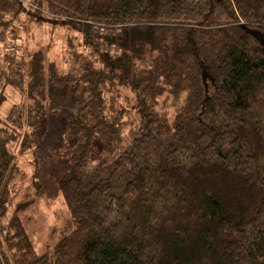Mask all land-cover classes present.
<instances>
[{"label": "trees", "instance_id": "trees-1", "mask_svg": "<svg viewBox=\"0 0 264 264\" xmlns=\"http://www.w3.org/2000/svg\"><path fill=\"white\" fill-rule=\"evenodd\" d=\"M25 1L92 50L67 71L3 51L0 75L31 103L0 125V264H264V0ZM28 8L0 0L1 37ZM47 112L66 119L57 186L75 228L40 254L7 217L13 147Z\"/></svg>", "mask_w": 264, "mask_h": 264}, {"label": "rangeland", "instance_id": "rangeland-1", "mask_svg": "<svg viewBox=\"0 0 264 264\" xmlns=\"http://www.w3.org/2000/svg\"><path fill=\"white\" fill-rule=\"evenodd\" d=\"M23 2L29 8L21 13L20 20L12 23L16 30L6 29L2 32L4 36L0 35V38H7L0 46V73L7 66L3 51L9 48L24 55L26 64L30 61V54L40 51L46 63H54L60 71L70 69L74 53L86 55L91 52L92 48L87 47L84 41L87 33L79 25H69L45 11L38 16L34 6L28 1ZM121 94L122 102L125 96L131 98L133 95L129 89L122 90ZM183 98H165L160 108L173 118ZM16 103L28 106L31 101L26 90L18 91L0 75V125L7 124L10 109ZM23 131L30 133L28 143L32 147L23 150L19 143L13 147L21 173L11 187V206L7 219L18 215L37 252L42 254L52 252L57 241L75 228L57 186L65 161L69 158L65 147L66 119L59 112H47L35 135L31 134L32 128L28 126Z\"/></svg>", "mask_w": 264, "mask_h": 264}]
</instances>
